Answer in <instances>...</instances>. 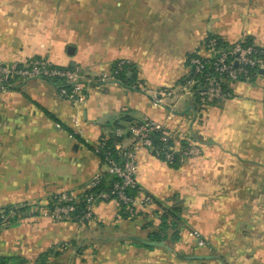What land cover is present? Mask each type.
Here are the masks:
<instances>
[{
  "label": "crops",
  "instance_id": "1",
  "mask_svg": "<svg viewBox=\"0 0 264 264\" xmlns=\"http://www.w3.org/2000/svg\"><path fill=\"white\" fill-rule=\"evenodd\" d=\"M209 37L264 46V0H0V61L40 58L94 79L128 61L134 78L86 86L80 105L40 78L0 91V209L38 207L0 231V257L37 264L52 250L46 264H264V78L232 84V100L202 112L184 99L170 121L168 107H154L148 93L188 77L189 57L205 54ZM144 119L203 152L172 167L149 149L138 151L137 181L152 206L123 217L108 201L83 223L42 214L53 194L78 191L106 170L91 148L109 125ZM176 205L179 239L148 244L160 243L150 237Z\"/></svg>",
  "mask_w": 264,
  "mask_h": 264
},
{
  "label": "built area",
  "instance_id": "2",
  "mask_svg": "<svg viewBox=\"0 0 264 264\" xmlns=\"http://www.w3.org/2000/svg\"><path fill=\"white\" fill-rule=\"evenodd\" d=\"M230 45L228 48H222L217 38L206 39L202 47L205 54L195 53L189 57L190 74L184 81L172 88L148 91L152 105L157 108L168 107L167 120L170 121L175 116V104L184 99H192L197 95L200 99L198 109L202 112L209 106L219 105L234 98V94L226 88L227 83L232 85L240 81H251L254 72H259V76L264 78V46L256 43L246 44L244 39ZM130 66L128 61H118L111 71L94 79L87 77L80 67L65 70L40 58H33L26 62L0 61V91L13 90L18 82L29 79L63 78L73 87L70 90L60 87L59 94L71 104L80 105L87 99L86 86L93 83L100 85L108 82L117 83L119 82L117 76L122 71H128ZM73 124L78 126L79 119L74 118ZM157 132L162 135L160 141L163 147L156 150V155L164 162L172 164L178 158L179 163L183 164L203 155L198 144L187 137L178 136L164 123L144 119L135 121L127 127H118L113 131L114 136L124 138L126 134H129L131 140L130 145H125L124 139L114 146L115 151L122 156L121 162H117L111 153H107L104 156V162L101 161L106 168L105 171L96 173L90 183L78 191H62L53 194L48 198L42 214L56 222H72L78 219L76 205L81 194H84L86 203L85 214L80 218L82 223L93 219V208L96 205L108 201L128 205L132 216L136 215L138 206H152L153 198L144 193L137 181V153L140 149L155 151L151 135ZM74 134L81 133L78 131ZM107 139L108 134L102 135L95 146L93 152L98 157ZM104 174L114 176L116 180L109 190L94 193V190L102 183ZM129 190H137L139 195L132 197L128 194ZM194 237L200 246H206L199 233H194Z\"/></svg>",
  "mask_w": 264,
  "mask_h": 264
},
{
  "label": "trees",
  "instance_id": "3",
  "mask_svg": "<svg viewBox=\"0 0 264 264\" xmlns=\"http://www.w3.org/2000/svg\"><path fill=\"white\" fill-rule=\"evenodd\" d=\"M215 38L218 39L220 47L228 48L231 46L230 44L225 43L222 39H220L218 37H215ZM245 42H246V44L254 43V41L251 39H245ZM75 67H78V66L72 65V66H69L66 68H64V67H60V68L65 69V70L66 69L73 70V69H75ZM259 75H260L259 72H254L251 81L253 79H255L256 77H259ZM117 78H118L119 82L124 83V84H128V85L134 81V78L128 77V71L127 70L122 71L117 76ZM185 79H183L182 81H184ZM48 81L53 83L57 88L63 87L65 89L70 90L73 87L72 84H67V82L63 78H55L53 80H48ZM226 88H228L229 91L232 92L230 83L226 84ZM192 99L194 100L195 106L198 108L199 104H200L199 97L197 95H195ZM118 127H121L118 124V122L109 125V128H108L109 133H107L108 139H107L106 144L103 147V149L99 155V158L102 162H104V156L107 153H111V156L117 162H121L122 156L117 151H115L114 146L116 143L122 142L124 139L130 138V135L126 134L124 136V138L115 137L113 134V131ZM161 136L162 135L159 132L153 133L151 135V138L153 139V146L155 148V151H152V153L155 156H157L156 150H159L161 147H163V143L160 141ZM94 149H95V146L91 148V150H94ZM158 158H160V157H158ZM169 165L172 167H178L180 165L178 158H176V160L172 164H169ZM115 180H116V178L114 176H111L109 174H104V178L102 180V183L100 184V186L97 189L94 190V193H98V192L103 191V190H109L112 186V183ZM128 194L132 197H137L139 195V192L137 190H129ZM51 202H52V200H51ZM119 205H120V209H121L120 212H121L123 217H132L131 213L129 212V206L128 205H126V204H119ZM36 206L37 205H21V206H11V207H7L4 209H0V231L5 229V228L15 227L19 224L20 219L26 218L29 215L36 214L34 212V209L38 208ZM50 206H51V204L49 205V207ZM85 209H86L85 197H84V194H81V195H79V200H78L77 205H76V216L78 217V219H75L72 222H81L80 218L85 214ZM136 216H138V213H136ZM181 222H182V209L179 206L176 205L174 207L167 209V211L163 214L162 219H161L160 232L156 233L155 235H152L150 237V239H154L155 241H159V242L163 241L165 239H174V240L179 239L180 229L178 226H179V224H181ZM170 232H173L172 235ZM51 254H53L52 250L41 255L37 264H46L48 261V258L51 256ZM0 264H27V263H26V261L20 259L19 257L12 256V257H0Z\"/></svg>",
  "mask_w": 264,
  "mask_h": 264
},
{
  "label": "water",
  "instance_id": "4",
  "mask_svg": "<svg viewBox=\"0 0 264 264\" xmlns=\"http://www.w3.org/2000/svg\"><path fill=\"white\" fill-rule=\"evenodd\" d=\"M131 75H132V73L131 72H129L128 73V77H131ZM148 244H151V245H154V246H158V247H166V245L163 243V242H160V243H155V242H153V243H148ZM169 249V248H168ZM210 257H194V259H201V260H203V259H209Z\"/></svg>",
  "mask_w": 264,
  "mask_h": 264
},
{
  "label": "rangeland",
  "instance_id": "5",
  "mask_svg": "<svg viewBox=\"0 0 264 264\" xmlns=\"http://www.w3.org/2000/svg\"><path fill=\"white\" fill-rule=\"evenodd\" d=\"M181 102H183V100H182ZM181 102H180V103H181Z\"/></svg>",
  "mask_w": 264,
  "mask_h": 264
}]
</instances>
